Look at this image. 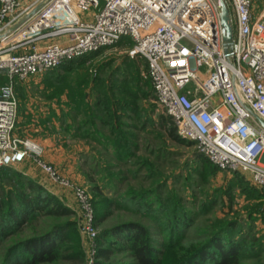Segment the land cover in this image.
Here are the masks:
<instances>
[{"label":"built area","instance_id":"built-area-1","mask_svg":"<svg viewBox=\"0 0 264 264\" xmlns=\"http://www.w3.org/2000/svg\"><path fill=\"white\" fill-rule=\"evenodd\" d=\"M226 2L234 28L230 59L213 0H0V173L29 158L69 190L87 245L85 264H96L98 249L91 198L41 160L40 143L17 134V84L130 38L132 52L148 60L158 109L172 117L178 134L264 193V128L248 110L264 120V0L262 7L257 0ZM191 81L195 90L186 92Z\"/></svg>","mask_w":264,"mask_h":264},{"label":"rangeland","instance_id":"rangeland-1","mask_svg":"<svg viewBox=\"0 0 264 264\" xmlns=\"http://www.w3.org/2000/svg\"><path fill=\"white\" fill-rule=\"evenodd\" d=\"M80 15L83 17L85 14L80 12ZM182 41L190 45L186 39ZM132 50V43H122L87 58L84 65L67 70L62 66L28 83L29 86L17 84V134L40 143L44 147L41 160L52 164L62 176L87 190L95 213L97 197L92 191L95 184L100 187L105 198L115 200L111 207L112 214L103 224H97L98 232L102 227H112L125 221H138L146 225L154 244L160 250L158 264H177L180 259L176 253L177 247L172 249L169 243L170 240L175 243L177 237H170L167 234L169 230L164 229L167 221L174 217L172 213L175 208L178 209L176 211L185 210L197 214L196 228L187 230L188 237H185V233L180 238L183 243L178 248L187 242L194 243L191 237L197 234L198 229L204 228L206 223L207 226H224L235 222L238 228L235 234L238 235L230 232L229 236L237 239L241 235L248 236L250 240L240 264H264V195L251 197L244 193L237 179L229 172L221 170L216 175L205 173L196 160L198 150L195 144L176 141L167 132L154 127L153 122L159 121V116L166 113L158 109L152 82L146 76L145 61ZM184 90L193 92V81ZM102 92L107 93L112 102L116 101L115 107L118 110L129 112L121 109V104L136 103L142 114L120 117V124H126L122 127V130H126L123 132H131L133 136L130 139L137 144L131 147L135 157L127 166L124 161L116 158L113 147L106 149L105 142L109 140L107 136L101 139V143L91 138L85 140L73 137L77 131L79 134L90 132V128L80 127L87 123L89 115L94 112L91 106ZM143 92H149L150 97L146 100L135 99L136 93ZM144 115L150 117L143 120ZM64 128L68 129L66 133H62ZM67 156L71 158L67 159ZM32 161L39 168V175L50 182V188L47 186V189L54 193L59 186L36 161ZM119 170L125 173L122 181ZM131 171H136L138 176ZM155 185H163L159 189L160 194H151L150 197L155 198L156 202L160 198L158 203L166 208L160 221L129 206L125 208L126 203L130 202L127 195L129 188L148 190ZM167 198L172 199L171 203L166 202ZM74 208H77L75 203ZM70 218L76 219L79 226L77 213ZM79 238L86 252V242L81 235ZM96 244L98 246L100 241L97 240ZM110 260L117 264L134 262L126 250L116 251Z\"/></svg>","mask_w":264,"mask_h":264},{"label":"trees","instance_id":"trees-1","mask_svg":"<svg viewBox=\"0 0 264 264\" xmlns=\"http://www.w3.org/2000/svg\"><path fill=\"white\" fill-rule=\"evenodd\" d=\"M132 43L130 38L123 39L119 44ZM98 53L92 54V56ZM148 69V60L141 56ZM87 57L77 59L65 65V70L75 66L84 65ZM3 78H0V83ZM20 86V85H19ZM149 92L135 94V99H148ZM116 101L112 102L107 93L102 92L91 106L94 112L89 115L87 123L80 129L90 128V132L77 131L74 138H91L101 143L102 138H108L105 142L106 149L113 147L120 161L128 163L135 157L131 147L137 146L130 137L131 132H123L125 122L120 124L121 115L132 117L141 115L139 106L136 103L121 104V109L129 112H122L115 107ZM131 113V114H130ZM145 116V117H144ZM143 120L149 118L144 115ZM152 120V119H151ZM155 128L165 131L176 141L192 143L186 140L177 132V127L170 115L161 114L159 121L153 122ZM110 141V142H109ZM196 145V144H195ZM196 160L202 165L204 172L216 175L221 171L214 163L199 152ZM130 171V170H129ZM201 172L202 174L204 173ZM227 172V171H226ZM0 180V264H85L86 252L80 243L79 226L76 219L70 218L75 211L66 204L57 194L50 192L39 182L19 172L13 167H7L1 171ZM136 177L137 172H132ZM230 173V172H229ZM124 172L119 170L121 181L124 179ZM237 179L239 187L244 193L251 197H259L264 193L254 186L246 175L239 172H232ZM123 175V176H122ZM8 182V183H7ZM144 187V186H143ZM142 187V188H143ZM162 186H153L148 190H133L129 188L128 201L125 208L131 207L139 213L161 220L164 208L161 203L150 198L151 194H160ZM92 191L96 194V226L103 224L112 214L111 207L115 200L105 198L100 187L94 185ZM29 192V193H28ZM117 197V196H116ZM115 197V198H116ZM114 198V199H115ZM172 199L167 198L166 202L171 203ZM119 202V201H118ZM116 204H118L116 202ZM124 205L123 202H121ZM172 220L167 221L164 229L169 230L170 237H177L170 240V247H177V255L180 259L177 264H240L246 254V245L250 243L248 236L232 238L229 233L235 234L237 225L235 222L218 226L215 224L204 225V228L196 229L197 234L191 239L194 243H183L180 238L187 230L197 226L196 215L185 210L176 211ZM62 219V220H59ZM59 220V221H57ZM168 227V228H167ZM232 230V231H231ZM181 235V236H180ZM238 235V234H235ZM110 237V239L108 238ZM185 237H188L187 233ZM184 237V238H185ZM97 240L100 241L97 249L96 264H117L111 261V256L120 250L129 251L134 262L131 264H158L160 250L154 244L150 231L146 225L138 221H125L115 224L112 227H102L98 233ZM73 243L71 246L69 244ZM69 245V246H68ZM258 254V252H257Z\"/></svg>","mask_w":264,"mask_h":264},{"label":"crops","instance_id":"crops-1","mask_svg":"<svg viewBox=\"0 0 264 264\" xmlns=\"http://www.w3.org/2000/svg\"><path fill=\"white\" fill-rule=\"evenodd\" d=\"M258 1V5L259 6H263V2H262V0H257ZM38 78H41V76H34V77H32V78H30L28 81H26V82H19L18 83V85L19 84H21V85H24V86H29V84L28 83H31L32 81H37V79ZM3 81H5V79H3ZM2 81V82H3ZM20 85V86H21ZM16 88H18V86L16 87ZM17 90V89H16ZM18 95V94H17ZM32 111V110H31ZM26 113V112H25ZM30 114V113H29ZM31 115V114H30ZM33 115V114H32ZM41 116V115H40ZM25 128H27L28 129V127L27 126H24ZM29 131L31 130V129H28ZM68 131V129L67 128H64L63 129V132L62 133H66ZM16 132H17V130H16ZM75 139H77V138H75ZM86 140V139H85ZM69 155V154H68ZM69 158H71L70 156H67V159H69ZM75 161V160H74ZM13 168H15V169H17L19 172H21V173H23V174H25V175H27L28 177H30V178H32V179H34L35 181H37V182H39L40 184H42L44 187H46L47 188V186L50 188V182H47V180H45V179H43V177L42 176H40L39 175V173H38V170H39V168H37L36 167V165L33 163V161L31 160V159H26L24 162H22V163H20V164H18L17 166H14ZM80 168V167H79ZM40 171V170H39ZM68 173H70L68 170H66ZM42 172V171H41ZM43 173V172H42ZM78 179H79V177H77ZM86 182V181H85ZM57 188V190H55L54 191V193H57V195L60 197V198H62L63 200H66L67 201V199L68 200H70V201H65L66 203H67V205H69L73 210H75V213H77V208H74V203L76 204V201H75V199H74V197H73V195L68 191V190H62V188H60V187H56ZM58 192H59V194H58ZM69 202H71V203H69Z\"/></svg>","mask_w":264,"mask_h":264},{"label":"water","instance_id":"water-1","mask_svg":"<svg viewBox=\"0 0 264 264\" xmlns=\"http://www.w3.org/2000/svg\"><path fill=\"white\" fill-rule=\"evenodd\" d=\"M213 2L215 3L220 18L224 52L226 57L230 59L233 54L234 45V28L231 12L226 0H213ZM248 110L252 117L264 128V120L252 110Z\"/></svg>","mask_w":264,"mask_h":264}]
</instances>
